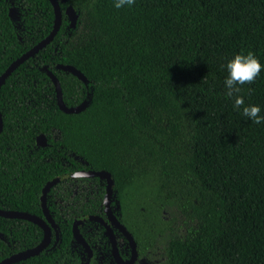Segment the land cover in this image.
Masks as SVG:
<instances>
[{
    "label": "trees",
    "instance_id": "1",
    "mask_svg": "<svg viewBox=\"0 0 264 264\" xmlns=\"http://www.w3.org/2000/svg\"><path fill=\"white\" fill-rule=\"evenodd\" d=\"M68 2L75 26L60 2L52 40L0 85V207L43 216L48 179L104 169L113 179L111 209L139 256L153 245L157 203L175 200L188 220L169 234L165 264H264V123L233 110L220 68L249 50L264 65V0H135L120 9L113 0ZM53 18L49 0H0V73L49 32ZM57 63L72 64L86 80ZM47 69L58 77L64 103L84 101L81 110L58 107ZM240 87L245 103L264 110V69ZM38 133L46 145L36 144ZM74 180L95 187L73 193L66 181ZM138 188L153 196L134 193ZM104 192L99 176L50 186L46 206L58 237L52 230L38 254L11 264H86V245L100 256L91 264H114L100 222L83 220L81 241L71 230L78 216H104ZM0 232V259L43 236L33 221L1 215Z\"/></svg>",
    "mask_w": 264,
    "mask_h": 264
},
{
    "label": "water",
    "instance_id": "2",
    "mask_svg": "<svg viewBox=\"0 0 264 264\" xmlns=\"http://www.w3.org/2000/svg\"><path fill=\"white\" fill-rule=\"evenodd\" d=\"M49 2L52 5L54 18H53V24L49 32L39 39L37 42H35L32 46H30L28 49L23 51L21 54H19L17 57H15L6 67L5 69L0 73V85L4 82L5 78L25 59L32 57L37 51H39L42 47H44L47 43H49L56 32L58 31L61 20H62V9L60 7V2L66 3V6L64 8V14L68 17L70 25L72 27L75 26L76 20H77V13L75 12L72 5L68 2V0H49ZM8 14L10 17L14 16V8L11 6L9 7ZM57 68L66 70L71 72L72 74L76 75L79 79L85 81L86 77L84 74L77 69L72 64H64V63H57ZM47 74L51 78L55 94H56V102L58 107L65 111V112H76L81 110L85 106V102L74 106H67L63 99H62V92H61V86L58 80V77L51 71L50 69H47ZM2 116L0 113V131L2 129ZM37 145H46V138L44 134L38 133L35 138ZM93 177V176H99L100 178H103L105 180V192L102 198V204H103V212L104 216H101L99 214H85L76 217L71 226L72 235L74 239L77 241H81L83 236L81 231L79 230V225L83 220H94L100 222L106 230V234L108 236V240L110 243L111 248V255L112 259L114 261V264H133L136 255H137V245L136 241L134 240L132 234L130 231L119 221V219L116 217V215L113 213L111 206H110V200H111V193H112V185H113V179L110 175V173L107 170L104 169H77L71 172H63L57 176H54L51 179H48L45 184L42 186L41 189V195H40V205L42 209L43 216L37 215L35 213L19 210V209H5L0 207V215L4 217H19L24 218L33 221L37 225H39L43 230V236L40 239L39 242H37L35 245L26 247L24 249L18 250L16 252H13L3 258L0 259V264H11L15 261H18L20 259H24L26 257L36 255L38 254L42 249H44L50 242L51 236H52V230H54L56 237H58V227L54 219L51 217L47 206H46V192L52 186L58 181L67 179V178H76V177ZM115 230H117L119 233L122 234V236L127 240L130 254L128 257L123 258L119 251L118 246V240L117 235L115 233ZM1 236V232H0ZM86 251H87V259L88 262L86 264H91V260L93 258V252L90 246L86 245Z\"/></svg>",
    "mask_w": 264,
    "mask_h": 264
},
{
    "label": "clouds",
    "instance_id": "3",
    "mask_svg": "<svg viewBox=\"0 0 264 264\" xmlns=\"http://www.w3.org/2000/svg\"><path fill=\"white\" fill-rule=\"evenodd\" d=\"M135 0H113L112 6L116 9L131 7ZM221 70L225 73L223 77L224 96L232 103L233 110L250 120L252 123H264V110L259 104L245 103V97L241 95V85L252 83L258 74L264 69L251 51H240L227 58L220 65ZM249 93L252 89H248Z\"/></svg>",
    "mask_w": 264,
    "mask_h": 264
},
{
    "label": "rangeland",
    "instance_id": "4",
    "mask_svg": "<svg viewBox=\"0 0 264 264\" xmlns=\"http://www.w3.org/2000/svg\"><path fill=\"white\" fill-rule=\"evenodd\" d=\"M15 14V9H14ZM95 187L94 183L91 182H81L78 180L66 181V188L72 190L73 193L82 190L83 188ZM149 189V187H148ZM148 189L138 188L136 192H141L148 194L147 197H152L153 195ZM162 196H156V200H161ZM159 224L154 230L153 245L147 250V253L139 256L138 252L133 264H165L166 260V243L169 234L179 232L184 222H187L188 217L180 209L178 202L175 200L168 201V203H163L159 201ZM118 246L121 248L123 246V239L120 234H117Z\"/></svg>",
    "mask_w": 264,
    "mask_h": 264
},
{
    "label": "flooded vegetation",
    "instance_id": "5",
    "mask_svg": "<svg viewBox=\"0 0 264 264\" xmlns=\"http://www.w3.org/2000/svg\"><path fill=\"white\" fill-rule=\"evenodd\" d=\"M117 235V234H116ZM93 252V251H92ZM98 260V262L100 261V256L98 255H95L94 253H93V258H92V260Z\"/></svg>",
    "mask_w": 264,
    "mask_h": 264
}]
</instances>
